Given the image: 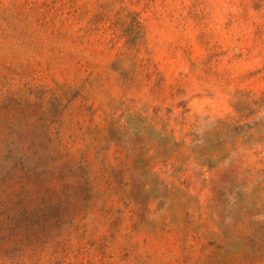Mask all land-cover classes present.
<instances>
[{
	"label": "rangeland",
	"instance_id": "rangeland-1",
	"mask_svg": "<svg viewBox=\"0 0 264 264\" xmlns=\"http://www.w3.org/2000/svg\"><path fill=\"white\" fill-rule=\"evenodd\" d=\"M0 264H264V0H0Z\"/></svg>",
	"mask_w": 264,
	"mask_h": 264
}]
</instances>
